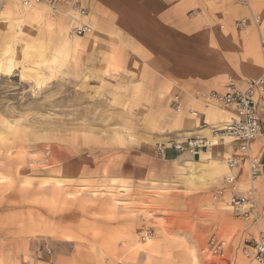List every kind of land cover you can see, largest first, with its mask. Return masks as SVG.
Masks as SVG:
<instances>
[{"label":"rangeland","instance_id":"374dc122","mask_svg":"<svg viewBox=\"0 0 264 264\" xmlns=\"http://www.w3.org/2000/svg\"><path fill=\"white\" fill-rule=\"evenodd\" d=\"M1 4L0 264L206 263L210 229L234 214L214 208L211 172L156 155L170 106L110 42ZM242 223L255 230L244 245L259 228Z\"/></svg>","mask_w":264,"mask_h":264},{"label":"crops","instance_id":"0c3cea01","mask_svg":"<svg viewBox=\"0 0 264 264\" xmlns=\"http://www.w3.org/2000/svg\"><path fill=\"white\" fill-rule=\"evenodd\" d=\"M5 1L0 0V5ZM72 1L87 11L85 22L92 33L85 36L110 42L111 50L119 53L117 58L123 59L118 64L126 65L133 81L146 82L152 96L160 97L175 113L172 122L166 125L172 131L171 140H183L190 135L209 137L212 129L234 118L231 111L218 107L204 109L191 101L194 91L221 93L230 80L243 89L245 81L261 75L262 59L256 30L250 27L237 32L232 26L252 16H259L264 26V0H247L248 6L240 5L237 0ZM41 7L23 8L38 11ZM58 19L66 22L65 31L69 36L71 19L57 15L51 21ZM175 96H179L182 110L179 114L172 103ZM190 109L197 112V117L189 114ZM249 149L251 155L264 161L261 140L251 142ZM217 152L224 159L239 161L237 169L229 170L215 163ZM156 155L171 162L190 159L191 163L203 168V176L211 172L212 185L224 190L214 208L233 198H241L248 188V169L237 143L227 141L193 157L170 149ZM227 177H234L232 185L225 184ZM254 190L256 209L260 213L259 229H264V176L255 182ZM254 234V228L245 227L239 217L222 214L206 240L203 250L206 263L200 264H253L242 251L243 241L254 238ZM212 237L226 243L221 260L206 252Z\"/></svg>","mask_w":264,"mask_h":264},{"label":"built area","instance_id":"2783aa9c","mask_svg":"<svg viewBox=\"0 0 264 264\" xmlns=\"http://www.w3.org/2000/svg\"><path fill=\"white\" fill-rule=\"evenodd\" d=\"M22 7L42 6L48 10V15L52 19L57 15L67 16L71 19L72 27L69 31L70 37H81L92 33V28L87 25V11L72 0H19ZM242 6H248L247 0H237ZM1 9V6H0ZM233 29L243 32L249 27H253L257 32L261 59V75L250 81H245L244 88L239 89L235 82L230 80L221 93L194 91L190 95L191 101L198 103L204 109L214 107L231 111L234 118L224 126L213 129L209 137L187 136L183 140H172L169 143L159 144L155 151L160 155L165 150H174L179 153H188L192 156L198 155L201 151L212 149L224 145L225 142L239 144V150L244 154L243 162L248 169V188L241 198H233L228 206L231 212L252 225L256 229L260 225V213L255 205L254 185L259 177L264 176V161L259 160L250 153L249 145L255 140L263 142L264 149V26L259 16H252L250 19H242L233 23ZM174 110L180 113L179 96L173 98ZM189 114L197 117V112L190 109ZM217 156H220L218 153ZM223 163L229 170H235L239 161L224 159ZM234 177L225 179L226 185H232ZM224 190L218 191L217 195L222 196ZM142 241L150 240L151 233L141 232ZM226 243L214 237L210 238L207 244V254L217 260L224 258V248ZM244 256L253 264H264V229L258 230L257 239L244 243Z\"/></svg>","mask_w":264,"mask_h":264},{"label":"bare ground","instance_id":"6f19581e","mask_svg":"<svg viewBox=\"0 0 264 264\" xmlns=\"http://www.w3.org/2000/svg\"><path fill=\"white\" fill-rule=\"evenodd\" d=\"M151 241V240H148V242Z\"/></svg>","mask_w":264,"mask_h":264}]
</instances>
